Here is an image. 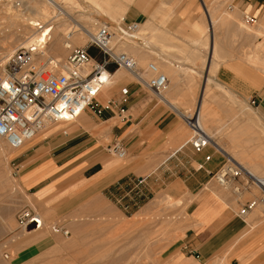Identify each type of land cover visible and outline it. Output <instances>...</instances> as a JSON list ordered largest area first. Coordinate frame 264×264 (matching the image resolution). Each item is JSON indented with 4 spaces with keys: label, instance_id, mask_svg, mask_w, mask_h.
Here are the masks:
<instances>
[{
    "label": "rangeland",
    "instance_id": "374dc122",
    "mask_svg": "<svg viewBox=\"0 0 264 264\" xmlns=\"http://www.w3.org/2000/svg\"><path fill=\"white\" fill-rule=\"evenodd\" d=\"M113 1L128 7L130 0ZM58 2L72 17L69 18L58 8L55 9L46 0H39L40 7H43L48 12L47 17L51 18V21L48 19L49 22L46 23L49 25L50 22H53L55 27L50 35L48 45L54 39H57L58 45H63L65 33L68 30L74 32L72 30L77 28L73 19L82 25L86 23L85 26L92 23L91 28H94V31L108 23L115 33L114 36L119 37L118 27L131 22L128 15L122 21L121 17L124 14H114L118 19L115 20L112 15L97 10L92 0H58ZM4 4L3 0L0 1V68L8 62V58L2 59L5 52L9 50L8 48L11 47L15 49L14 52L17 51L23 47L20 40L33 33L32 29L28 26L25 28V25V29H18L19 31L15 27L9 28L11 20L6 18V10H3L5 9ZM205 4L212 5L209 7L210 10L208 8L210 18L211 13H216L213 16L214 20L212 19L214 23H212L214 26V45L219 48L221 55H224L223 50L225 49L223 48H227V45L228 47L238 45L241 47L243 57L248 62L264 70V30L259 25L262 24V18L264 17L263 15L259 19L260 10L261 12L264 10V0L256 7L260 10L254 8L251 12L256 17V22L253 25L244 21L243 15L245 13L239 8V0H211L210 2L206 1ZM230 6L233 9H230ZM9 7L10 10L16 11L15 6L10 5ZM199 11L203 25L196 23V28L193 30L196 36H168L167 42L172 46L163 47L156 39L158 33L161 32L156 28L157 26L153 30H144L140 25L139 32H136L137 39L134 41L130 38L132 42L128 40L129 38L124 39L125 44L119 43L117 50L125 52L126 49V53L138 59L142 68L146 69L150 63L159 66L160 70L167 74L170 80V85L163 93H169L168 91L173 90L172 95L176 99L175 102L184 115L192 116L196 112L199 101L202 100L201 122L205 128H203L204 131L206 130V133L212 136L213 142L208 149L218 154L222 160L221 165L229 163L227 155L229 153L238 162L242 163L243 167H248L251 170L254 168L252 170L254 172L256 168H259L256 169V171L260 170L261 173L258 176H264V133L262 132L264 131V116L248 100L237 96L233 99L234 96L226 91L228 90L226 87L224 89H221L222 87L218 88V85L212 80L208 81L206 86L204 85V76L207 73L209 63L208 52H210L209 47H211V30L208 14L201 8V4L199 5ZM18 12L23 14L24 18L30 16L29 10L22 9V6L20 10L16 11V13ZM172 16V12H157L151 18V22L156 25L159 21L158 27H163L166 31L168 20ZM241 25L244 26V29ZM8 30L10 32H7ZM24 32L25 34H23ZM77 35H82L84 42L77 43ZM191 38H193L192 42L195 44L193 45L194 49H197L195 51L197 54L196 60L190 59L192 54L190 52ZM200 39L203 40L201 43ZM72 40L75 46H83L87 43L88 37L76 31L73 33ZM194 40L198 41L197 44ZM202 43L208 45L203 46ZM128 46L129 48H127ZM179 47L182 48V51ZM157 48L159 51H157ZM201 53H203L202 57H200ZM68 54V51H63L61 53L62 60L59 63L64 64ZM94 55L98 59L101 58L98 51L94 52ZM143 56H146V58ZM217 58L214 61L217 64L220 63L218 64L220 67L222 60L225 61V59H221V57L219 58L221 61H219ZM46 61L47 59L38 53L34 59V66ZM214 61L212 59V65ZM216 65L213 66V69L210 68L208 78H214L217 75L213 71ZM191 67L197 72L189 70ZM115 69V72L118 71V68ZM57 70L55 72L59 73L62 68L58 67ZM119 74L122 79L120 78V80L115 76L112 79L113 82L100 92L98 100L106 104L110 100L121 99L122 88L127 86L130 88L133 85L135 93L132 97L130 89L127 101L129 105L131 103V106L130 111L126 113L127 116L132 115L131 121L128 120L127 116L125 118L117 116L115 119L105 122L94 116L92 112H89L92 110L88 109L81 118L75 121H59L51 124L29 143L47 137L44 143L50 144L48 155H60L67 148L87 139V141L90 140L88 145L96 143L108 157L120 163L129 164L131 166L130 170L136 165L145 169H142L141 172L136 168L132 169L131 171H134L135 175L125 179L122 182L123 186L115 192L112 189L97 190L89 196L84 193L77 198L76 196L64 197L56 208L39 207L32 196H28L26 192H23L12 177L18 171L17 167L13 166L14 154L18 149L9 147L5 140L0 138V264H173L180 254L176 255L172 262L169 259L177 251L179 252L190 228L196 229L198 226L202 228L208 222L205 218L198 220L199 216L196 211L190 216L189 207L193 202H198L200 206L207 197L213 196L221 201L223 205H229L233 211L238 212L240 207L231 191L225 190L219 184H216V181L211 178V173L209 174L205 169L198 170L199 165L197 162L193 161V165L186 163L191 159L194 160L195 155L198 153H195L191 144L188 143L193 131L184 119L173 108L161 102L149 88L139 84L136 78L127 70L121 68ZM213 74L215 76H212ZM214 79L217 80L216 77ZM203 88L206 89L204 94L202 93ZM239 102L242 105L241 107ZM158 109L164 112L160 116H157L156 111ZM247 112L255 114L254 117L257 121L255 118L251 120L249 117L251 114ZM159 120L162 122L159 123ZM125 121L130 125V134L125 137H115L112 133L113 125ZM259 127H263L261 131ZM55 130L59 131L56 132ZM65 132L69 135H64ZM174 132L177 137L172 140L171 135ZM77 134H84L83 139L72 141L67 145V148L57 147L62 139H69ZM116 139H123L128 148L124 160L117 159V156L109 150ZM215 143H218V145H215ZM178 146H183V148L167 161L173 155V150ZM221 148H224L227 153L223 152ZM250 164L253 166L251 167ZM147 165L149 166L146 168ZM257 165L258 167H256ZM192 173L196 178L203 179L201 187L195 192H190L183 181L185 176ZM138 174L141 177H137ZM249 191L251 192L246 191L239 198L242 203L260 195L259 189L255 186L251 187ZM94 198L98 202L95 201L91 205L90 201ZM25 205L36 206L38 209H35L36 212L42 214V218L44 217L43 226L36 234L33 231L26 233L18 228L16 216L20 208ZM97 207L101 209L103 216H98ZM232 210L229 209L228 217L234 216ZM256 211L250 214L253 217L248 216L245 220V228L249 221L257 220L254 224L256 226L255 232L259 231L257 230L258 227L264 225L262 211L259 209ZM212 217L210 216V218ZM81 218L85 219V225L73 230L71 224L75 219ZM54 224L65 226L70 232L69 235L64 236L61 233L53 232L51 227ZM234 235L238 236L237 232ZM227 249L228 245L222 251L209 254L203 264H217L218 262V264H230L231 253ZM4 252L9 253L8 259L4 257Z\"/></svg>",
    "mask_w": 264,
    "mask_h": 264
},
{
    "label": "crops",
    "instance_id": "0c3cea01",
    "mask_svg": "<svg viewBox=\"0 0 264 264\" xmlns=\"http://www.w3.org/2000/svg\"><path fill=\"white\" fill-rule=\"evenodd\" d=\"M206 1L210 2L211 0H130L128 2L129 9L127 8V12L124 13L121 19L123 21L128 15V19L131 20V22L139 23L144 30H153V28L157 26L156 28L161 31L156 37L157 41L163 47H171L172 44L167 42L168 36H196L195 32L193 33V30L197 25L196 23H201L203 25L199 5L201 4V8H203V10H205L208 14V8L211 4H205ZM261 1L262 0H239V8L243 11V13H247L248 10L249 13H251L254 8L261 4ZM153 10L155 11L153 12ZM256 10L260 9L256 8ZM157 12H172L173 14L172 18L168 20L166 31L163 27H158L159 21L156 25L151 22V18L154 17ZM263 15L264 10H262V12L260 10L259 19H261ZM262 24H264V17L262 18ZM193 38L190 40L192 46ZM192 46H190V52L192 53L190 59L196 60L197 54L194 50V46ZM90 49H92V51H98L93 47ZM179 49L181 50L180 47ZM224 49L225 50H222L225 52L224 55L226 59L221 63L218 69L217 75L215 76L217 80L214 79L215 77L211 78V80L214 82L217 81L221 87H227L230 93L235 94H231V96L241 97L249 102L254 100L257 110L262 116H264V70L248 62L243 57L240 46L237 45L228 47L227 45V48ZM157 51H159L158 48ZM210 53L211 50L208 54L210 55ZM202 56L203 53L200 54V57ZM92 57L97 61L102 60V55L100 59L93 55ZM144 58H146V56H144ZM111 65L113 64H110L109 66ZM109 66L108 70L110 73H113ZM189 70L193 72L195 69L191 67ZM205 77H208V70ZM206 83L207 81H204V85H206ZM128 89L129 94L126 96L127 99L124 104L125 116H127L126 113L130 111L131 106V103L129 105V102L127 101L130 95V89L132 97H134L135 93L133 85H131L130 88L128 87ZM203 90L204 91L202 92L204 94L205 88H203ZM172 92L173 90L169 91L171 95ZM118 100L119 99H115V101ZM98 103L99 105L105 106L106 104H109V101L104 104L98 100ZM86 112L87 110L83 114ZM89 112H92L94 116L101 118L105 122L111 121L118 116V108L114 107L105 109L100 115L93 110ZM156 112L157 116L164 113L161 109H158ZM127 118L131 121L132 115L127 116ZM158 122L160 123L162 121L159 120ZM129 127L130 125H128L126 121L122 123L120 122L113 125L112 133L115 137H125L130 134ZM55 131L58 132L59 130ZM175 132L171 135L172 140L177 137L174 135ZM64 135L67 136L69 134L65 132ZM83 135L84 134H77L69 139H62V142H60L57 147L62 149L67 148V145L72 141L83 139ZM45 139H47V137L40 138L39 140L31 143H29L30 141L27 142L16 151L13 158V166L18 169V171L15 172L16 175H13L15 179L14 181L18 184L19 188L23 190V192H26L28 196H32L34 202L39 207L49 206L51 208H56L64 197L76 196L77 198L79 195L84 193L89 196L97 190L104 191L105 189H112V191L115 192L123 186L122 182L125 179L128 177L131 178L135 175V172L131 171L132 169L136 168L140 172L142 169H145L142 166L136 165L130 170L131 166L129 164L120 163L115 159L108 157L96 143L88 145L90 140L87 141V139H84L82 142L76 143L74 146L67 148L60 155H48L50 144H47V142L44 143ZM116 142H121L128 153V148L123 139L114 140L113 144L109 147L111 153V147ZM183 146L179 148L177 147L175 149L176 151L173 150V155H171L167 161L173 158L178 151L183 148ZM112 154L116 156V154ZM206 155H211V160L204 164V169L208 171L209 174L213 173L221 165L222 160L216 152H212L208 148L204 152L196 154L194 160L191 159L186 163L193 165L194 161L199 165L200 162H204V157ZM124 159L125 158L119 160ZM148 166L149 165H147L146 168ZM138 175L139 176L137 177H141L140 174ZM193 175L194 174L192 173L185 176L183 179L185 186L190 192H195L201 187L203 182V179H198ZM212 197H207L204 202L200 204V206L198 205V202H193L190 205V216L196 211L199 216L198 220L205 218L208 222L202 228L199 226L196 229L190 228L185 240H183L179 252L177 251L169 259V261L172 262V259H174L176 255L180 254L178 259L173 264H203L209 254L222 251L223 248L228 245L227 250L231 253L229 259L230 264H264V225L261 227L257 226V230L259 231L255 232L256 226H254V224L257 220L254 219L249 221L247 227L245 228V220L248 217H246V219L241 218L236 210H232V207H229V205L225 206L221 201H218L216 197V199ZM91 200L92 201H90V203L92 205L97 199L95 200L94 198ZM236 203H238L239 207L243 204L240 201H236ZM31 206L33 207V205ZM34 207V209H37L36 206ZM229 209L234 212V216L228 217ZM96 211L98 216L104 215L99 207H97ZM251 213L252 212H250V214ZM72 215L73 213L71 216ZM210 216L213 217L210 218ZM84 221L85 219L83 218L75 219L71 224V228L73 230L81 228L85 225ZM235 232H237L238 236L234 235Z\"/></svg>",
    "mask_w": 264,
    "mask_h": 264
},
{
    "label": "built area",
    "instance_id": "2783aa9c",
    "mask_svg": "<svg viewBox=\"0 0 264 264\" xmlns=\"http://www.w3.org/2000/svg\"><path fill=\"white\" fill-rule=\"evenodd\" d=\"M244 18L249 24L256 22V17L249 12L244 14ZM106 26L93 33L86 46L71 49L65 70L59 73L55 72L59 66L54 60L34 66L35 56L40 49L38 44L19 48L12 54L0 70V138L12 148H21L52 122L75 121L88 109L100 115L105 109L114 107L118 108V116L125 118L124 104L129 94L128 87L122 88V98L118 101L110 100L105 106L98 103V96L105 84L101 75L104 70L108 71L109 64L126 68L136 75L139 84L159 94L166 89L168 78L154 64L148 66L152 76L145 79L142 77L143 70L134 57L116 52L112 46V30ZM136 31L137 24L126 23L123 26L122 38L135 39L133 34ZM90 46L100 50L103 54L102 61L91 57L88 51ZM91 60L93 65L89 67L87 65ZM5 83L9 85L8 88L3 87ZM252 104H255V101H252ZM186 119L193 131L190 141L192 148L195 153L204 152L210 145L207 133L201 129L197 117ZM111 151L121 158L127 154L121 142L114 143ZM210 160L211 155H206L198 169H204V164ZM211 175L220 186H229L235 192L249 190L255 183L260 188L262 197L243 204L239 212L241 217L258 206H262L264 210V180L245 173L240 165L231 162L221 165ZM33 221L37 226H41L40 218L31 208H24L18 213L19 229H26ZM52 230L64 235L69 233L62 225L53 226ZM9 256L8 252H4L6 259Z\"/></svg>",
    "mask_w": 264,
    "mask_h": 264
},
{
    "label": "bare ground",
    "instance_id": "6f19581e",
    "mask_svg": "<svg viewBox=\"0 0 264 264\" xmlns=\"http://www.w3.org/2000/svg\"><path fill=\"white\" fill-rule=\"evenodd\" d=\"M0 1H2V0H0ZM4 2H5V4H4V8L5 9H3V10H6L5 11V13H6V18H8V19H10L11 20V25L9 26V28L10 27H15V28H17V30L18 29H20V30H23V29H25V28H27V26L28 27H30L31 29H32V34H30L28 37H26L24 40H23V42H22V40H20L21 42H20V44H23V47H29V46H31V45H34V44H38V45H40V49H39V51H38V53L40 54V55H42L43 57H45L46 59H47V61H49V60H51V59H53V58H55L54 59V61H55V63H57L58 64V66L60 67V68H62V71H64L65 70V66H66V64H67V59H68V56H69V54H70V50L71 49H73V48H75V47H84V46H86L87 44H89V42H90V38H91V35L93 34V33H95L100 27H103L104 25H107V26H109L110 27V30H112L111 29V25L110 24H108V23H106V24H104L103 26H100L99 28H97L95 31L91 28V24H89L88 26H85L86 25V23H85V25H82L81 23H79L78 21H76L75 19H73L74 21H75V23H76V27L77 28H75L74 30H72V31H74V32H76V31H78V33L80 34V32L82 33V34H84V35H86L87 37H88V41H87V43L85 44V45H83V46H75V44H74V42H73V40H72V37H73V33L74 32H71V31H69L68 30V32L67 33H65V40H64V42L62 43L63 45L62 46H60V45H58V41H57V39L55 40L54 39V41L53 42H51L50 43V45H48V41L50 40V38H51V33H52V31L53 30H55V27H54V24H53V22L50 24L49 23V25L46 23L47 21H48V17H47V15H48V12L43 8V7H40V3H39V0L38 1H25V0H16V1H12V2H6L5 0H3ZM47 2H49L53 7H55V9L56 8H58L59 10H61V11H63V13H65L66 15H68V17L70 18V17H72L71 15H69V13L66 11V10H64V8L62 7V5L58 2V0H46ZM65 1V0H64ZM71 2V1H70ZM73 2V1H72ZM92 2H93V4L95 5V8L97 9V10H102V11H104V12H106V13H108V14H110V15H112V17H113V19H115V20H118V19H116V17H115V15L114 14H124V13H126L127 12V8L128 7H126V5H124V4H118L117 2H114L113 0H92ZM165 2V1H164ZM162 3V2H161ZM15 6L16 7V11H18V10H20V8H21V6H22V9H25V10H29V12H30V16H28V17H26V18H24L23 17V14H21V13H16V11L14 12V11H12V10H10V7L9 6ZM212 6V5H211ZM210 6V7H211ZM230 9H233V7L232 6H230L229 7ZM129 9V8H128ZM157 9V8H156ZM212 9V8H211ZM209 10H210V8H209ZM208 10V20H209V24H210V30H211V34H210V38H211V42H210V44H211V47H209L210 48V50H211V53H210V58H208L209 59V63H208V67H207V70H208V72H209V70H210V68H212L213 69V66L214 65H216L217 64V62H215L214 60L217 58V60L219 59V58H221V59H226V57H225V55H221V53H220V51H219V48H216V46L214 45V26H213V22H212V19L214 18L213 16L216 14H213V13H211V18H210V15H209V11ZM214 10V9H213ZM215 10H217V9H215ZM155 10H153V12H154ZM14 12V13H13ZM211 12H213L212 10H211ZM217 12V11H216ZM24 13V12H23ZM57 13V12H56ZM56 13H54V14H56ZM224 13V12H223ZM213 14V15H212ZM52 17V16H51ZM224 18H227V17H224ZM228 18H229V16H228ZM51 19V18H50ZM49 19V20H50ZM243 19H244V21L246 22V20H245V18H244V15H243ZM214 20V19H213ZM51 21V20H50ZM233 21V20H232ZM236 21V20H235ZM26 22V23H25ZM49 22V21H48ZM64 22V21H63ZM91 22V21H90ZM61 23V22H60ZM94 23V22H93ZM130 23H135V24H137V31L136 32H139V29H140V24H138V23H136V22H130ZM213 23V24H212ZM233 23V22H232ZM235 23V22H234ZM247 23V22H246ZM53 24V25H52ZM59 24V23H58ZM242 24V23H241ZM249 24V23H248ZM253 24H255V23H252V25ZM24 25L26 26L25 28H24ZM64 25V24H63ZM146 25V24H145ZM240 24L238 23V26H239ZM251 25V24H250ZM259 25H261V28L264 30V24H259ZM40 26H42V28H40ZM92 26H94V25H92ZM106 26V27H107ZM242 26V25H241ZM148 27V26H147ZM146 27V28H147ZM153 27V26H152ZM236 27H237V24H236ZM244 26H242V28H243ZM142 28V27H141ZM151 28V27H150ZM238 28V27H237ZM240 28V27H239ZM154 29V28H153ZM244 29V28H243ZM10 30V29H9ZM7 31V32H12V30H10V31ZM16 30V31H17ZM27 30V29H26ZM3 31V30H2ZM5 31H6V29H5ZM4 31V33H6ZM19 31V30H18ZM118 31H119V33H120V37L119 36H114L115 35V33L113 32V30H112V33H113V35H112V46L114 47V49L116 50V52H118V53H125V54H127L128 56H131V55H129L128 53H126L127 52V50L125 49V52H120L119 50H117V45L120 43V44H122L123 45V43L125 44V42H124V39H128V38H126V37H124V38H122V31H123V26H119L118 27ZM233 31V30H232ZM21 32V31H20ZM25 32H27V31H25ZM25 32L23 33V34H25ZM31 32V31H30ZM56 33H57V31H56ZM136 34L137 33H134L133 35H135V39H137V36H136ZM11 35H12V33H11ZM10 35V36H11ZM17 35V34H16ZM76 35V34H75ZM234 35V34H233ZM78 36V35H77ZM139 36V35H138ZM60 37V36H59ZM234 37V36H233ZM15 38H18V37H15ZM57 38V37H56ZM62 38V37H61ZM14 39V38H13ZM122 39V40H121ZM131 39H133V38H131ZM135 39H134V41H135ZM139 39V38H138ZM208 39H209V37H208ZM129 41H131L130 40V38L128 39ZM198 40V39H197ZM195 41V40H194ZM201 41H203V40H201L200 39V43H201ZM205 41H207V40H205ZM209 41V40H208ZM12 42V41H11ZM76 42L77 43H82V42H84V39H83V36L82 35H79L78 37H76ZM132 42V41H131ZM198 42V41H197ZM197 42L195 41V43L197 44ZM135 43V42H134ZM199 43V44H200ZM19 44V45H20ZM192 44H193V42H192ZM203 44V43H202ZM205 44L206 43H204L203 44V46H205ZM217 44H219V43H217ZM193 45H195V44H193ZM208 44H206V46H207ZM10 46V45H9ZM9 46H7V47H9ZM11 46H12V44H11ZM126 46V45H125ZM132 46V45H131ZM131 46H130V48H131ZM5 47V46H4ZM13 47V46H12ZM18 47V46H17ZM16 47V48H17ZM96 48V47H94V46H90L89 48H88V51H89V49L90 48ZM196 47V46H195ZM218 47V46H217ZM127 48H129V46L127 47ZM9 50H7V52H5V55H4V57H2V59L4 58V60L5 59H7V60H9L10 59V56H12V54L14 53V50L15 49H13V48H8ZM99 52H100V50L98 49V48H96ZM134 49V48H133ZM132 49V50H133ZM199 49V48H198ZM221 49V48H220ZM224 49V48H223ZM68 51L69 52V54H68V56H67V58H66V61H65V63L64 64H61V63H59V61L60 60H62V56H61V53L63 52V51ZM123 50V49H122ZM131 50V51H132ZM135 50V49H134ZM185 50V49H184ZM195 50V49H194ZM197 50V49H196ZM195 50V51H196ZM130 51V52H131ZM181 51H182V48H181ZM3 52V51H2ZM134 52V51H133ZM180 52V51H179ZM186 52H187V50H186ZM37 53V54H38ZM135 53H136V50H135ZM209 53V52H208ZM89 54H90V52H89ZM100 54L102 55V60H103V54L100 52ZM91 55V54H90ZM91 57H92V55H91ZM133 57V56H132ZM144 57V56H143ZM196 57V56H195ZM93 58V57H92ZM135 58V57H134ZM136 59V58H135ZM212 59H213V65H212ZM101 60V61H102ZM137 60V62H138V59H136ZM205 60V59H204ZM1 61H3V60H1ZM219 61H221L220 59H219ZM222 62H223V60H222ZM221 62V63H222ZM155 63V62H154ZM159 63H161V62H159ZM206 63V62H205ZM215 63V64H214ZM138 64H139V62H138ZM150 64H153V63H150ZM149 64V65H150ZM218 64H220V63H218ZM217 64V65H218ZM37 65V64H36ZM91 65H93V61L91 60L89 63H88V65L87 66H91ZM110 65V64H109ZM108 65V66H109ZM113 65H115L119 70L118 71H116L115 73H110V72H108L107 70H104L103 72H102V75H101V79L103 80V82H105V84L103 85V88H102V90L105 88V87H107L109 84H111L113 81H112V79L116 76L118 79H120L121 78V76H120V74H119V72H120V69L121 68H123V69H125V70H127L126 68H124V67H121V68H119L116 64H113ZM148 65V66H149ZM155 65V64H154ZM204 65V64H203ZM215 66L216 68L213 70V71H215L216 73L215 74H217V71L218 70H216V69H219V65L218 66ZM4 66V65H3ZM3 66H1V68H0V70L2 69V67ZM156 67H157V69L161 72V73H163L167 78H168V75L167 74H165L164 72H162L161 70H160V68H159V66H157V65H155ZM161 66V65H160ZM163 66V65H162ZM139 67L140 68H142L141 66H140V64H139ZM218 67V68H217ZM166 68V67H165ZM179 68V67H178ZM181 68V67H180ZM183 68V67H182ZM184 69V68H183ZM191 69V68H190ZM194 69V68H193ZM142 77L143 78H145V79H149L151 76H152V73L149 71V68L147 67L146 69L145 68H142ZM206 70V71H207ZM133 77H135L136 78V75L134 74V73H132V72H130L129 70H127ZM205 71V72H206ZM213 71H211L212 73H213ZM193 72H196L195 70H193ZM119 74V75H118ZM197 74V73H196ZM206 74V73H205ZM120 76V77H119ZM212 76H215L214 74L212 75ZM205 77V76H204ZM116 78V79H117ZM212 78V77H211ZM211 78H208V77H205V82L207 81H210L211 80ZM122 79V78H121ZM120 79V80H121ZM136 80L138 81V79L136 78ZM213 81V80H212ZM214 82V81H213ZM215 83H217V81L215 82ZM217 85H218V88L220 87L221 88V85L219 84V83H217ZM216 85V86H217ZM220 85V86H219ZM144 86V85H143ZM168 86H169V78H168V85H167V87H166V89L168 88ZM206 86V85H205ZM146 87V86H145ZM147 88V87H146ZM207 88V87H206ZM211 88V87H210ZM216 88V87H215ZM217 88V89H218ZM166 89H164L163 90V92L166 90ZM221 89H224V86L221 88ZM226 89H227V87H226ZM152 92H154L155 94H156V96L158 97V99L160 100V101H162V102H164L165 104H167L168 106H170L171 108H173L179 115H181V117L184 119V121L186 122V124L188 125V122H187V119H186V117H192V116H195V117H197L198 118V121H199V124H200V127H201V129L204 131V127H203V125H202V122H201V115L202 114H200V112L202 111H200V109H201V105H202V100H200L199 101V104H198V107H197V109L195 110L196 112L192 115V116H187V115H184V113H182L180 110H179V108H178V105H177V103L175 102V99H174V96L173 95H171L170 93H163V92H161L160 94L159 93H157V92H155L154 90H152V89H150ZM206 90V89H205ZM204 91V90H203ZM226 91H229V90H226ZM169 92V91H168ZM223 92V91H222ZM203 93V92H202ZM224 93V92H223ZM229 93H230V91H229ZM228 93V94H229ZM225 94V93H224ZM231 94H233V93H230V95ZM233 95H235V94H233ZM232 95V96H233ZM173 96V97H172ZM236 97V96H235ZM235 97H233V99H235ZM231 98V97H230ZM232 99V98H231ZM230 99V100H231ZM233 101V100H232ZM252 101H254V100H252ZM252 101H251V104H252ZM235 103H236V101H235ZM238 103V102H237ZM227 104V103H226ZM233 104V103H232ZM239 104H240V102H239ZM238 104V105H239ZM204 105V104H203ZM253 105H255V104H253ZM242 105L240 104V107H241ZM243 108H245L244 106H243ZM248 108V107H247ZM246 109V108H245ZM230 110H232V109H230ZM237 110V109H236ZM242 110V109H241ZM251 111V110H250ZM246 112V111H245ZM84 113V112H83ZM82 113V114H83ZM243 114H244V112H242ZM247 113H249V112H247ZM81 114V115H82ZM186 114V113H185ZM249 114H251V115H249V117L251 118V120H254V115L255 114H253V113H249ZM81 115H80V117H81ZM236 115V114H235ZM79 117V118H80ZM260 118H262V117H260ZM246 120V119H245ZM255 120H256V118H255ZM59 121H61V122H69L68 120H59ZM59 121H55V122H52L51 124H54V123H56V122H59ZM257 121V120H256ZM259 121V120H258ZM264 121V120H263ZM232 122V121H231ZM51 124H49L48 126H50ZM234 124V123H233ZM258 124V123H257ZM238 125V124H237ZM256 125V124H255ZM259 125V124H258ZM262 125V124H261ZM47 126V127H48ZM46 127V128H47ZM188 127L190 128V126L188 125ZM45 128V129H46ZM204 128V129H203ZM260 128V131H261V129L263 128V127H259ZM45 129H43V130H45ZM258 129V128H257ZM42 130V131H43ZM209 130V129H208ZM42 131H40V132H42ZM211 131V130H210ZM256 131V130H255ZM39 132V133H40ZM205 133H206V130L204 131ZM263 133H264V131H262ZM38 133V134H39ZM37 134V135H38ZM262 134V133H261ZM36 135V136H37ZM208 135V134H207ZM36 136H35V138H36ZM260 136V135H259ZM208 137H209V139H210V145H211V143H213L212 142V136H210V135H208ZM263 137V136H262ZM191 138H192V136H191ZM191 138L189 139V141H188V143H190V141H191ZM257 138V137H256ZM34 139V138H33ZM32 139V140H33ZM254 139V138H253ZM31 141V140H30ZM258 141V140H257ZM6 142V141H5ZM29 142V141H28ZM7 143V142H6ZM8 144V143H7ZM264 144V143H263ZM209 145V146H210ZM215 145H218V143L216 144L215 143ZM259 145V144H258ZM261 145V144H260ZM8 146L9 147H11L9 144H8ZM222 147V146H221ZM261 147V146H260ZM264 147V146H263ZM12 148V147H11ZM258 148V147H257ZM13 149H19V148H13ZM256 149V148H255ZM255 149H254V151H255ZM261 149V148H260ZM263 149V148H262ZM221 150L223 151V152H225V153H227V151L224 149V148H221ZM264 150V149H263ZM176 151V150H175ZM261 151V150H260ZM113 153V152H112ZM127 155V154H126ZM227 155H228V160H229V162H231V163H234V164H237V165H240L241 167H242V169L244 170V172L245 173H249V174H251L252 176H254V177H256V178H258V179H261V180H264V176H258V174H260L261 175V173L259 172H257L256 171V169H259V168H256L255 169V172H257L256 174H255V172L254 171H252L254 168H252V170L250 169H248V167H243L241 164L242 163H240V162H238L233 156H231L229 153H227ZM264 155V154H263ZM117 156V155H116ZM126 157V156H125ZM125 157H123V158H125ZM117 158H119V159H123V158H121V157H118L117 156ZM256 162V161H255ZM249 165V164H248ZM251 165V167L253 166L252 164H250ZM264 165V164H263ZM256 167H258V165L256 166ZM264 168V167H263ZM263 172V171H262ZM264 173V172H263ZM13 177V176H12ZM13 179H14V177H13ZM15 180V179H14ZM216 184H218L217 182H215ZM220 186V185H219ZM253 186H255L256 188H258L259 189V192H260V195L259 196H255V197H253V198H251L250 200H255V199H259V198H261L262 197V191L260 190V188L257 186V184L255 183V184H253L251 187H253ZM221 188H223V189H225V190H229V191H231L232 192V194H234V197H235V199L237 200V201H240L239 200V198L241 197V196H243V194H244V192H246V191H248V192H251V191H249V190H243L242 192L240 191V192H235V190H232V189H230L231 187H229V186H220ZM234 191V192H233ZM250 200H247L246 202H248V201H250ZM241 202V201H240ZM245 202V203H246ZM245 203H243V204H245ZM243 204L241 205V207L239 208V210H238V215L240 214L239 212H240V210H241V208L243 207ZM24 208H26V209H32V210H34V212L36 213V215L40 218V222H41V226H43V218H42V215L40 214V213H38V212H36V210L32 207V206H30V205H25V206H23V207H21L20 208V210L18 211V213L19 212H21ZM261 210L262 211V214H263V216H264V210H263V207L262 206H258L257 208H255L254 210H252V211H250V212H253V213H255L254 211H256V210ZM250 212L246 215V216H242V218H245L246 219V217H248V215L250 214ZM257 212V211H256ZM18 213H17V216H16V219H17V224H18ZM240 216V215H239ZM249 216H251V215H249ZM241 217V216H240ZM251 217H253V216H251ZM250 217V218H251ZM171 221V220H170ZM173 224V223H172ZM197 224V223H196ZM32 225H34V227L33 228H31V229H29V227L30 226H32ZM41 226H37L36 225V222L35 221H33V223H31L26 229H23L26 233L28 232V233H30V232H37L39 229H40V227ZM53 226H57V225H52V227ZM192 226V225H191ZM52 227H51V229H52ZM19 228V227H18ZM178 230V229H177ZM53 231V230H52ZM69 231V230H68ZM164 231H166V230H164ZM54 232V231H53ZM56 233H58V232H56ZM70 233V232H69ZM69 233H68V235H69ZM62 235H64L63 233H61ZM68 235H64V236H68ZM158 235V234H157ZM243 236V235H242ZM241 236V237H242ZM159 238V237H158ZM154 241V240H153ZM157 247V246H156ZM232 247V246H231ZM225 252V251H224ZM158 253V252H157ZM216 259V258H215ZM154 261H155V259H154ZM219 263V262H218ZM217 263V264H218Z\"/></svg>",
    "mask_w": 264,
    "mask_h": 264
},
{
    "label": "trees",
    "instance_id": "16d2710c",
    "mask_svg": "<svg viewBox=\"0 0 264 264\" xmlns=\"http://www.w3.org/2000/svg\"><path fill=\"white\" fill-rule=\"evenodd\" d=\"M94 52H96V51H92V49H90V54H91V55L95 56V55H94ZM109 68H110L111 71L114 72V71L116 70L115 68H117V67L113 65V66H109Z\"/></svg>",
    "mask_w": 264,
    "mask_h": 264
},
{
    "label": "snow or ice",
    "instance_id": "6c2138e0",
    "mask_svg": "<svg viewBox=\"0 0 264 264\" xmlns=\"http://www.w3.org/2000/svg\"><path fill=\"white\" fill-rule=\"evenodd\" d=\"M3 87H4V88H8L9 85H8L7 83H5V84L3 85Z\"/></svg>",
    "mask_w": 264,
    "mask_h": 264
},
{
    "label": "water",
    "instance_id": "95a60500",
    "mask_svg": "<svg viewBox=\"0 0 264 264\" xmlns=\"http://www.w3.org/2000/svg\"><path fill=\"white\" fill-rule=\"evenodd\" d=\"M33 227H34V225L30 226L29 229H31V228H33Z\"/></svg>",
    "mask_w": 264,
    "mask_h": 264
}]
</instances>
